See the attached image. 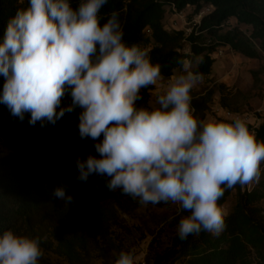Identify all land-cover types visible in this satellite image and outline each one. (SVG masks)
Here are the masks:
<instances>
[{
	"label": "clouds",
	"instance_id": "clouds-1",
	"mask_svg": "<svg viewBox=\"0 0 264 264\" xmlns=\"http://www.w3.org/2000/svg\"><path fill=\"white\" fill-rule=\"evenodd\" d=\"M8 22L0 42V103L29 124L55 125L78 113L79 138L90 140L97 155L77 157V180L106 178L109 191L120 190L142 207L174 205L183 215L181 241L202 232L219 235L227 211L218 202L227 190L258 183L264 142L246 122L200 119L192 90L202 74L187 59L180 74L157 95V107L138 106L142 90L164 80L148 48L128 45L118 12L101 24L108 0H28ZM70 95L71 103L62 107ZM67 186L54 198L73 203ZM40 237L8 230L0 235V264H40ZM114 264H138L135 249L121 251Z\"/></svg>",
	"mask_w": 264,
	"mask_h": 264
},
{
	"label": "trees",
	"instance_id": "trees-1",
	"mask_svg": "<svg viewBox=\"0 0 264 264\" xmlns=\"http://www.w3.org/2000/svg\"><path fill=\"white\" fill-rule=\"evenodd\" d=\"M70 2L77 7L79 0ZM28 6V0H0V42L10 19ZM167 7L176 12L192 8V17L202 15L200 25L191 34L182 29L168 31L164 26ZM207 9L210 13H205ZM114 11L119 13L125 42L148 48L152 62L161 65L166 80L181 69L177 61L182 59L195 63L200 58L194 71L202 77L211 75L219 49H230L250 59L264 54V0H108L100 12L101 24ZM231 19L252 27L251 36L239 27L226 30ZM4 83L0 75V94ZM154 89L149 86L142 90L143 100L138 106L151 107ZM213 94L192 90V107L200 119H206ZM70 103L71 97L66 95L61 106ZM221 106L230 107L224 96ZM78 113H66L55 125L42 127L39 122L29 124L30 114L20 120L0 103V235L13 230L40 237L44 249L40 264H59L45 255L56 246L68 258H76V247L96 245L109 232L113 212L139 204L120 190L109 191L104 177L93 174L87 182L77 180V157L97 155L87 152L92 141L79 138L75 126ZM254 133L258 141L264 142V119ZM261 169V178L250 191L237 185L218 202L224 207L232 193H237L223 232H202L185 241L176 236L169 248L154 256L153 264H264V165ZM60 186H67V194L73 196L70 205L60 206L61 200L53 197Z\"/></svg>",
	"mask_w": 264,
	"mask_h": 264
},
{
	"label": "rangeland",
	"instance_id": "rangeland-1",
	"mask_svg": "<svg viewBox=\"0 0 264 264\" xmlns=\"http://www.w3.org/2000/svg\"><path fill=\"white\" fill-rule=\"evenodd\" d=\"M183 15L184 20H181L173 8L167 7L164 19L165 28L168 31L190 30L194 22L201 20L199 17H192V8L184 10ZM234 27H239L247 37L252 34V27L238 25L235 19H231L225 29ZM254 43L259 48V42L255 40ZM186 51L189 53V48ZM199 61L200 58L196 59L195 63H191L193 71ZM181 71L182 69L176 70L174 76L180 74ZM254 74H257V78L253 77ZM170 80L164 79L155 86L151 92V107H157L156 97ZM193 90L199 94L214 93L208 104L206 119L231 122L212 112L216 104L221 105V99L224 96L230 104L227 109L240 114L250 131L254 133L259 124L256 120L258 119L256 111L262 106L264 100V54L261 53L258 59H250L230 49H225L224 55L215 59L211 75L202 77ZM87 152L95 153L93 142L89 144ZM262 165L264 162L261 163ZM236 199L237 193L233 192L224 205L228 214L232 212ZM64 205L65 202L61 201L60 206ZM113 216L108 226L109 232L99 239L96 245H88L85 249L82 245L76 247V258H68L57 246L47 254L45 253L46 257L51 262L59 264H114L121 251L135 249L138 264L143 261L146 264H153L154 256L163 253L178 236L177 225L183 213L178 214L174 205L159 208L152 205L142 207L138 204L127 211L117 209L115 213L113 212Z\"/></svg>",
	"mask_w": 264,
	"mask_h": 264
},
{
	"label": "built area",
	"instance_id": "built-area-1",
	"mask_svg": "<svg viewBox=\"0 0 264 264\" xmlns=\"http://www.w3.org/2000/svg\"><path fill=\"white\" fill-rule=\"evenodd\" d=\"M173 10H174V8H173ZM175 11V10H174ZM210 9H207L206 11H205V13H210ZM178 14H179V17L181 18V20H184V15H183V11L182 12H177ZM205 13H203V14H205ZM199 17V19H201L202 18V15L201 16H198ZM200 25V20L199 21H196V22H194L193 23V25H192V28L190 29V30H184L187 34H191L192 33V30L194 29V28H197L198 26ZM224 55V49H219V50H217V52H216V58H220V57H222ZM212 112L216 115V116H218V117H222V118H224V119H227V120H234L235 118H237V117H239V118H241V119H243V117L240 115V114H238V113H233V112H231L230 110H228L227 108H224V107H222L220 104H216L215 106H214V108H212ZM256 114H257V116H258V119H256V120H258L259 121V124H258V126L255 128V130L260 126V124L263 122V119H264V100H263V103H262V106L256 111ZM244 120V119H243ZM245 121V120H244ZM254 186V185H253ZM253 186H248V187H245L244 189H243V191L245 190V189H247L248 191H250L251 189H252V187ZM141 264H146V262H142Z\"/></svg>",
	"mask_w": 264,
	"mask_h": 264
},
{
	"label": "crops",
	"instance_id": "crops-1",
	"mask_svg": "<svg viewBox=\"0 0 264 264\" xmlns=\"http://www.w3.org/2000/svg\"><path fill=\"white\" fill-rule=\"evenodd\" d=\"M214 66H215V64H214ZM215 68V67H214ZM207 120H208V118H207Z\"/></svg>",
	"mask_w": 264,
	"mask_h": 264
}]
</instances>
